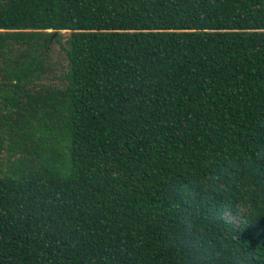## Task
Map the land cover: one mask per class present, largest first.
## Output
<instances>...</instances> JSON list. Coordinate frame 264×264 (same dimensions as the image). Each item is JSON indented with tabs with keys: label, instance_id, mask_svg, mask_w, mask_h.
Returning a JSON list of instances; mask_svg holds the SVG:
<instances>
[{
	"label": "trees",
	"instance_id": "obj_1",
	"mask_svg": "<svg viewBox=\"0 0 264 264\" xmlns=\"http://www.w3.org/2000/svg\"><path fill=\"white\" fill-rule=\"evenodd\" d=\"M0 264H264V0H0Z\"/></svg>",
	"mask_w": 264,
	"mask_h": 264
},
{
	"label": "clouds",
	"instance_id": "obj_2",
	"mask_svg": "<svg viewBox=\"0 0 264 264\" xmlns=\"http://www.w3.org/2000/svg\"><path fill=\"white\" fill-rule=\"evenodd\" d=\"M177 195L181 196L182 198H187L190 201L194 199L193 190L187 185H181L177 189ZM189 243L194 252H199V250L203 247L199 237H197L195 234H193V236L190 238Z\"/></svg>",
	"mask_w": 264,
	"mask_h": 264
}]
</instances>
